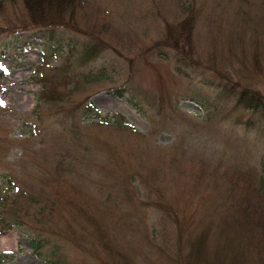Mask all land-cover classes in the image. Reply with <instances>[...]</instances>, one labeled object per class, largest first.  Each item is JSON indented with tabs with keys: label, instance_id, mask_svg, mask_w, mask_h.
Instances as JSON below:
<instances>
[{
	"label": "rangeland",
	"instance_id": "rangeland-1",
	"mask_svg": "<svg viewBox=\"0 0 264 264\" xmlns=\"http://www.w3.org/2000/svg\"><path fill=\"white\" fill-rule=\"evenodd\" d=\"M81 4L76 30L15 50L38 17L0 0V264H217L220 232L252 223L235 203L264 204V120L236 103H264V0ZM192 14L179 73L156 43ZM50 36L73 49L44 63ZM251 234L240 264H264L258 220Z\"/></svg>",
	"mask_w": 264,
	"mask_h": 264
},
{
	"label": "trees",
	"instance_id": "trees-1",
	"mask_svg": "<svg viewBox=\"0 0 264 264\" xmlns=\"http://www.w3.org/2000/svg\"><path fill=\"white\" fill-rule=\"evenodd\" d=\"M25 11L28 12V16L38 17L36 19H31V23L25 27V32L27 35H21L16 38L13 45V49L21 50L26 45H30V43L26 42L27 39H30L32 42L34 40H44L45 37H39L37 35L38 32L46 31V30H57V29H66L69 31L76 30L75 26V16L77 15L79 8L82 6L83 0H22ZM53 12V15L51 14ZM57 14L59 16H57ZM194 14V13H193ZM189 16L190 19L183 24H175L171 25L166 23L165 27V35L164 38L156 43L159 47H164L167 50L172 51L173 57L176 62V70L179 73H182L181 67L178 63H184L186 61L193 60V39L192 36V23L195 16ZM58 17V19H57ZM192 29V30H191ZM32 31V34L28 32ZM36 31V32H35ZM77 32V31H76ZM43 35V32H42ZM23 40L24 43H20ZM46 40L47 43H43L42 50L44 53H51L53 51H62L64 48L72 50V44L66 43L62 46L61 41L58 39H54L53 37H48ZM19 44V45H18ZM41 46V45H40ZM63 47V48H62ZM98 52V48L96 45H88L82 49V57L85 60L86 58L94 57ZM161 51L160 56H162ZM45 81H48L47 79ZM42 94V93H40ZM236 103L239 107L247 110L250 108L255 109L256 117L264 120V103L261 99L256 96L252 91H245L241 93L236 99ZM250 106V108H249ZM252 111V110H251ZM255 194L262 199L264 198V177L260 178V181L256 187L253 188ZM235 201L233 202V204ZM235 206L240 208L241 211L245 212L248 220L252 221L251 224L245 227L243 230L240 227L234 226L230 227L228 231V235H225V232L222 230L220 232L221 236L228 237L230 240L227 244H225L222 250H216L215 256L218 258V263L221 264L220 261H227L230 264H240V260L246 261V255L244 252L249 254V241L252 238V224L256 223L258 220L259 226L264 227V204L263 203H252L248 196H241L240 200L235 203ZM234 208V207H233ZM242 238L244 242L234 241L233 238ZM200 242H202V238H200ZM234 243H237L238 246L241 245L240 256H238L239 251H235L233 249ZM40 241L31 238V247L34 251V254L37 257H41L40 254ZM219 255V256H218ZM259 260V259H257ZM262 261V260H260ZM46 264L48 260H45Z\"/></svg>",
	"mask_w": 264,
	"mask_h": 264
},
{
	"label": "bare ground",
	"instance_id": "bare-ground-1",
	"mask_svg": "<svg viewBox=\"0 0 264 264\" xmlns=\"http://www.w3.org/2000/svg\"><path fill=\"white\" fill-rule=\"evenodd\" d=\"M7 239H8L7 237H4L2 240H7ZM11 240H12V242L15 241V236L14 235H12V239Z\"/></svg>",
	"mask_w": 264,
	"mask_h": 264
}]
</instances>
